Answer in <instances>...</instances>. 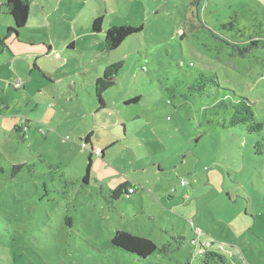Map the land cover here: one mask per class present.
I'll use <instances>...</instances> for the list:
<instances>
[{"label": "rangeland", "instance_id": "rangeland-1", "mask_svg": "<svg viewBox=\"0 0 264 264\" xmlns=\"http://www.w3.org/2000/svg\"><path fill=\"white\" fill-rule=\"evenodd\" d=\"M112 25L141 30L107 51ZM5 45L0 264H264V0H31ZM241 98L260 131L227 126ZM117 229L157 250L114 247Z\"/></svg>", "mask_w": 264, "mask_h": 264}, {"label": "trees", "instance_id": "trees-1", "mask_svg": "<svg viewBox=\"0 0 264 264\" xmlns=\"http://www.w3.org/2000/svg\"><path fill=\"white\" fill-rule=\"evenodd\" d=\"M30 2L31 0H4L2 1V6L5 8V13L10 17L12 26H8L5 30V34L0 38V45L6 47L5 40L10 35H14L18 37L19 32L22 28L25 27L30 10ZM102 23L103 19L101 16L93 18L91 22V30L95 33H99L102 31ZM141 30V27H135L132 25H112L105 30V40L104 47L107 51H112L116 49L121 42L128 37L129 35L136 33ZM121 66V62L113 63L108 66L101 77L96 78L95 80V93L98 98L99 106H103V98L102 94L105 90L110 88L113 85L112 81H107L105 77H107L110 73L115 74ZM202 82L215 83L213 78L205 77L200 75L198 78ZM137 98H132L128 101L134 102ZM253 101H250L246 98H241L232 106L231 115L228 121L227 126L235 127V126H243L248 132H258L262 129L263 125L260 122H257L254 117V112L252 109ZM6 105L0 102V111L5 108ZM89 133L84 139L83 144L87 146L90 143ZM259 144V142L257 143ZM260 146V145H259ZM100 153L103 152L100 149ZM259 150V148H258ZM99 153V154H100ZM103 156V154H102ZM20 166H15L14 168H19ZM90 170V162L86 168V175L83 178L84 181H87ZM132 185L128 181L123 182L112 189L111 197L113 199L121 197L123 194L129 196L128 188ZM111 244L114 247H117L127 253L135 255L138 258H147L152 255L157 250V245L147 237L138 236L132 234L130 232L124 230H117L111 238ZM163 251L166 249V246L163 245L161 248ZM208 255L212 257H217L220 260L223 259V256L215 252H209Z\"/></svg>", "mask_w": 264, "mask_h": 264}, {"label": "crops", "instance_id": "crops-1", "mask_svg": "<svg viewBox=\"0 0 264 264\" xmlns=\"http://www.w3.org/2000/svg\"><path fill=\"white\" fill-rule=\"evenodd\" d=\"M3 47V46H2ZM4 48H6V47H4ZM2 59H4V57H2ZM7 60H9V58L8 59H5V61H7ZM35 68H37V66H35ZM33 78H28L27 80H25L24 81V83H22L20 80V87H18V88H15V87H13L14 89H19V88H21V87H23V89H22V91L24 92L23 94H26V92H27V87L29 86V82L32 80ZM15 81V80H14ZM13 86V85H12ZM4 105H6V104H4ZM8 106L6 105V107L5 108H3V110L2 111H0V115H2V116H4V117H7L6 115H8ZM90 140V143H91V136H90V138H89ZM129 182V181H128ZM129 183H131V182H129ZM131 185H132V183H131ZM136 187V186H135ZM137 188H135V190H136ZM117 230H124V231H127V230H125V229H117ZM128 232V231H127Z\"/></svg>", "mask_w": 264, "mask_h": 264}, {"label": "built area", "instance_id": "built-area-1", "mask_svg": "<svg viewBox=\"0 0 264 264\" xmlns=\"http://www.w3.org/2000/svg\"><path fill=\"white\" fill-rule=\"evenodd\" d=\"M20 81L19 80H16L14 83H13V86L15 88H18L20 87ZM96 153H100V150L99 149H96ZM179 183L180 185H184L185 184V181L183 179L179 180ZM135 192V188L133 186H131L130 188H128V193L129 194H133Z\"/></svg>", "mask_w": 264, "mask_h": 264}]
</instances>
